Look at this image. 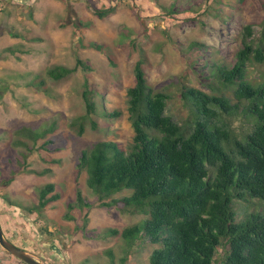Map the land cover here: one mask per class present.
I'll list each match as a JSON object with an SVG mask.
<instances>
[{
    "label": "rangeland",
    "instance_id": "1",
    "mask_svg": "<svg viewBox=\"0 0 264 264\" xmlns=\"http://www.w3.org/2000/svg\"><path fill=\"white\" fill-rule=\"evenodd\" d=\"M261 1L26 0L0 11V221L7 238L44 263L150 264L157 246L104 236L143 216L101 207L86 173L77 174L80 155L97 142L124 148L132 144L128 89L139 62L152 87L171 95L168 114L178 122L185 119L183 86L209 90V64H234L245 25H254L255 42L262 39ZM111 8L113 13L97 15ZM78 60L92 70L80 67L61 81L48 77L50 69L74 68ZM249 70L253 82L264 80V65ZM85 90L92 93L97 112L79 136L72 124L86 115ZM104 110L121 116L107 119ZM53 125L56 130L34 146L35 152L16 145L18 131L41 133ZM51 139L55 144L46 151L42 144ZM48 184H55L61 199L43 214L31 215L27 208L38 204L40 190ZM79 192L93 207L77 206ZM226 250L219 248V260ZM0 264L25 263L0 245Z\"/></svg>",
    "mask_w": 264,
    "mask_h": 264
},
{
    "label": "trees",
    "instance_id": "2",
    "mask_svg": "<svg viewBox=\"0 0 264 264\" xmlns=\"http://www.w3.org/2000/svg\"><path fill=\"white\" fill-rule=\"evenodd\" d=\"M261 8L264 12V1ZM261 25L259 42L253 39V24L243 27L242 48L232 66L209 64V90L183 86L187 116L180 122L168 114L171 95L152 87L143 63H137L135 83L128 89L132 144L124 148L113 141L97 142L80 155L77 174L86 173V184L101 207L143 216L139 223L108 229L104 236L157 246L150 264H264V80L253 82L249 76L250 66L264 65V21ZM80 67L92 70L78 60L74 68L56 66L47 75L61 81ZM83 97L86 115L72 124L79 136L97 112L92 93L85 90ZM103 116L119 118L121 112L104 110ZM55 130V125L41 133L22 129L16 145L35 152L34 146ZM54 144L51 139L42 146L50 151L46 146ZM60 199L55 184H48L40 190L38 204L27 210L43 214ZM77 206L93 204L79 192ZM220 247L227 250L219 260Z\"/></svg>",
    "mask_w": 264,
    "mask_h": 264
},
{
    "label": "water",
    "instance_id": "3",
    "mask_svg": "<svg viewBox=\"0 0 264 264\" xmlns=\"http://www.w3.org/2000/svg\"><path fill=\"white\" fill-rule=\"evenodd\" d=\"M0 245L5 251H7L13 257L17 258L18 260H20L21 262L25 264H46L43 261L36 259L27 250L22 249L18 247L17 245H15L14 243H12L5 235L1 221H0ZM53 249L61 257H63V252L61 251V249H59V247L55 246Z\"/></svg>",
    "mask_w": 264,
    "mask_h": 264
},
{
    "label": "flooded vegetation",
    "instance_id": "4",
    "mask_svg": "<svg viewBox=\"0 0 264 264\" xmlns=\"http://www.w3.org/2000/svg\"><path fill=\"white\" fill-rule=\"evenodd\" d=\"M21 1H26V0H0V11H3L5 8H11L15 4H21ZM10 240V239H9ZM11 241V240H10ZM12 242V241H11ZM13 243V242H12ZM16 245V244H15ZM59 255V254H58ZM60 256V255H59ZM60 261V260H59ZM60 262L64 263L63 260ZM46 264H57L56 262L54 263L53 261L47 262Z\"/></svg>",
    "mask_w": 264,
    "mask_h": 264
},
{
    "label": "clouds",
    "instance_id": "5",
    "mask_svg": "<svg viewBox=\"0 0 264 264\" xmlns=\"http://www.w3.org/2000/svg\"><path fill=\"white\" fill-rule=\"evenodd\" d=\"M19 247V246H18ZM21 248V247H20ZM23 249V248H22ZM26 250V249H25Z\"/></svg>",
    "mask_w": 264,
    "mask_h": 264
}]
</instances>
